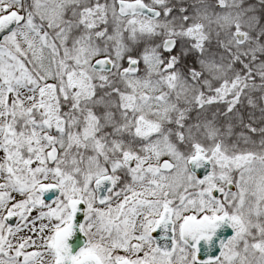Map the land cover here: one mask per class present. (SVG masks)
I'll use <instances>...</instances> for the list:
<instances>
[{"label": "snow or ice", "instance_id": "6c2138e0", "mask_svg": "<svg viewBox=\"0 0 264 264\" xmlns=\"http://www.w3.org/2000/svg\"><path fill=\"white\" fill-rule=\"evenodd\" d=\"M0 264H264V0H0Z\"/></svg>", "mask_w": 264, "mask_h": 264}]
</instances>
